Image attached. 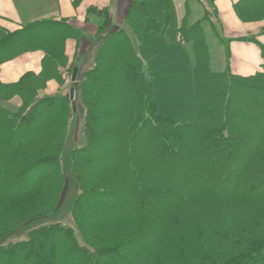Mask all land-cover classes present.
Instances as JSON below:
<instances>
[{
  "label": "trees",
  "instance_id": "1",
  "mask_svg": "<svg viewBox=\"0 0 264 264\" xmlns=\"http://www.w3.org/2000/svg\"><path fill=\"white\" fill-rule=\"evenodd\" d=\"M213 2L135 0L127 26L96 41L87 70L73 65L72 105L45 89L61 80L68 42L78 48L82 29L41 19L2 32L0 65L44 55L39 73L0 79V237L55 211L78 100L86 143L71 152L72 223L0 244V264H264V64L251 76L231 72V39L220 36ZM234 8L245 23L264 20V0ZM212 35L227 43L225 68L216 67ZM238 39L264 57L255 36Z\"/></svg>",
  "mask_w": 264,
  "mask_h": 264
},
{
  "label": "crops",
  "instance_id": "2",
  "mask_svg": "<svg viewBox=\"0 0 264 264\" xmlns=\"http://www.w3.org/2000/svg\"><path fill=\"white\" fill-rule=\"evenodd\" d=\"M135 0H0V35L3 31L15 32L25 25L41 19H65L90 38L96 35L98 16L108 12L112 23L118 28H125L126 16ZM179 1V0H176ZM207 1V0H205ZM239 0H214L222 38L231 39L230 70L233 74L251 76L261 71L264 57L260 46L252 41L239 40L240 37L255 36L264 44V20L243 22L237 15L234 4ZM103 11V12H102ZM75 40L67 45V54L74 55ZM42 51L24 53L0 65V79L5 83L18 81L21 76L32 71L39 73L43 58ZM57 86L48 82L46 92L53 94Z\"/></svg>",
  "mask_w": 264,
  "mask_h": 264
},
{
  "label": "rangeland",
  "instance_id": "3",
  "mask_svg": "<svg viewBox=\"0 0 264 264\" xmlns=\"http://www.w3.org/2000/svg\"><path fill=\"white\" fill-rule=\"evenodd\" d=\"M197 8L195 7L196 13H199V10H200V13L202 14L204 11V9H202V6H199V9ZM209 8L211 9L210 11H212L211 4L209 5ZM97 19H98L96 20L98 23L97 30L100 31L101 29L100 26H103L102 32L99 33V36L96 33V35L93 36L92 38H90L91 37L90 34L86 32L83 33V37L80 41L78 48L76 47L77 44L75 45L74 55L72 57L68 55L67 67L61 68V72H62L61 80L59 81L57 79H51L48 81V82L52 81L54 84H56L58 90L53 94H48L46 92V89H47L46 87L45 89L46 95H54L62 91L61 93L63 95L69 97L70 92H71V84L73 83L72 81V76L74 72L73 65L81 64L80 69L82 73L85 70H87V67L93 63L94 57L97 53V47L94 46V44H96V41L98 42L97 44L99 46L101 42V38H104L110 35L111 33L115 32L118 29V27H116L112 23V18L111 16H109V13L108 14L101 13V15H99ZM216 23L218 24V22ZM218 28L221 31V27L218 26ZM40 35L45 36L46 32L43 30L40 32ZM211 38H212L211 40L212 55H213V59L215 63L217 62L216 67L225 68L227 66L226 63L228 61L227 60V50H228L227 43L224 44L220 42L219 40H216L213 35L211 36ZM77 55L79 58L81 57L80 59L81 63L77 62L79 59L78 57H76ZM74 98H75V91H74ZM73 99L70 101L71 105H72V101H74ZM11 102H13L16 105L18 104L19 100L18 98H14ZM78 102H77L78 107L75 105V109H73V114L69 122L67 141H66V144L64 146L62 156H61V163H62L63 171L65 173L66 184H65V188L62 192L60 201L58 202L55 211L49 216L39 217V218H36L30 221L29 223H27L20 229L10 234H7L6 236H1L0 244H7L9 242H15L19 239H22L25 237V233L28 230H30L33 227L39 226V225H45V224L55 222L58 220L66 224L72 223V215L70 214V207H72L74 198L78 193L77 192L78 186L75 182L73 174L71 173V152L74 148L81 147L84 143H86L85 134H84V125H85L84 109L81 107L82 104ZM112 107L117 108L118 105L115 103ZM262 125H264V120L257 122V127L262 126ZM23 136L24 134H21L19 138L16 139V142H18L19 139ZM146 145H147L146 154H148L150 150L152 149V147L154 146V142H148ZM104 154L106 155L107 158L111 157L109 152H105ZM30 178H32V176ZM105 199L106 198L104 199L102 198L101 201ZM133 206H135V203L133 204ZM115 208L116 210H120V211H126V210L131 209L128 206H119V205H115Z\"/></svg>",
  "mask_w": 264,
  "mask_h": 264
},
{
  "label": "water",
  "instance_id": "4",
  "mask_svg": "<svg viewBox=\"0 0 264 264\" xmlns=\"http://www.w3.org/2000/svg\"><path fill=\"white\" fill-rule=\"evenodd\" d=\"M77 73H78V69L76 68V69L74 70V72H73V76H72V81H73V83H75V81H76ZM74 91H75V88H74V86H73V87L71 88V92H70V97H71V99L74 98ZM73 109H75V104H74V103H73Z\"/></svg>",
  "mask_w": 264,
  "mask_h": 264
}]
</instances>
